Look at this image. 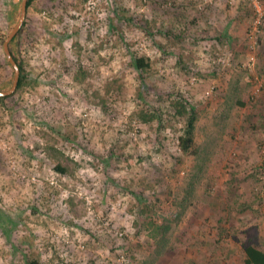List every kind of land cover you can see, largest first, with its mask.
Wrapping results in <instances>:
<instances>
[{"label":"rangeland","instance_id":"rangeland-1","mask_svg":"<svg viewBox=\"0 0 264 264\" xmlns=\"http://www.w3.org/2000/svg\"><path fill=\"white\" fill-rule=\"evenodd\" d=\"M19 16L0 0V92ZM253 20L250 0H34L9 45L26 84L0 100V264H243L264 250Z\"/></svg>","mask_w":264,"mask_h":264},{"label":"trees","instance_id":"trees-1","mask_svg":"<svg viewBox=\"0 0 264 264\" xmlns=\"http://www.w3.org/2000/svg\"><path fill=\"white\" fill-rule=\"evenodd\" d=\"M33 1L34 0H28L27 1L26 12H27V9L31 6ZM25 25H26V22L24 21L21 29L19 30L17 35L14 37L12 42L17 37H19L21 35L22 31L24 30ZM0 40H2V39H0ZM10 52H11V55H12L14 61L17 64V66L19 68V72H20L18 85H17L15 92L13 93V95H14L21 88H23V86L26 84L27 76L25 75V67H24L22 60H20L11 49H10ZM134 64H135L136 68L140 69V70L145 68V66H146V65H144V61L142 58L134 59ZM2 99H4V98H0V100H2ZM195 122H196V113H195V110L191 109L189 111V115L187 117L184 129H183V134L178 139L179 149L182 151V153H188L190 151V149L192 148L193 132H194V127H195ZM54 170L58 171L59 173L63 172V169H61L59 166L54 167ZM29 245H31V244H29ZM28 248H29V246H28ZM25 256H26L25 257V264H35V263H32L33 261H31L29 256H27V255H25ZM243 264H264V250H259L253 246H247L244 249Z\"/></svg>","mask_w":264,"mask_h":264},{"label":"water","instance_id":"water-1","mask_svg":"<svg viewBox=\"0 0 264 264\" xmlns=\"http://www.w3.org/2000/svg\"><path fill=\"white\" fill-rule=\"evenodd\" d=\"M27 1L28 0H13L14 4L20 3V16H19V19H18L16 25L13 27V29L10 31V33L7 35V37L4 39L2 47H3V52H4V55H5L8 63L13 68L14 77H13L12 86L7 91L0 92V98H4V97H8V96L12 95L15 92L17 85H18L20 72H19V68H18L16 62L14 61V59L11 55L9 45L12 42V40L14 39V37L17 35V33L19 32V30L21 29V27L25 21Z\"/></svg>","mask_w":264,"mask_h":264},{"label":"built area","instance_id":"built-area-1","mask_svg":"<svg viewBox=\"0 0 264 264\" xmlns=\"http://www.w3.org/2000/svg\"><path fill=\"white\" fill-rule=\"evenodd\" d=\"M250 1L254 11V20L250 34L252 36H255L259 32V28L261 24L264 22V10L257 0H250ZM262 152H264V146ZM118 235L120 237L122 236V234H118Z\"/></svg>","mask_w":264,"mask_h":264},{"label":"crops","instance_id":"crops-1","mask_svg":"<svg viewBox=\"0 0 264 264\" xmlns=\"http://www.w3.org/2000/svg\"><path fill=\"white\" fill-rule=\"evenodd\" d=\"M38 239H39V238H35L34 241H36V240H38ZM34 241H33V242H34ZM29 243L32 244V242H29ZM35 243H36V242H35ZM24 246H25V245H23V248H24Z\"/></svg>","mask_w":264,"mask_h":264}]
</instances>
